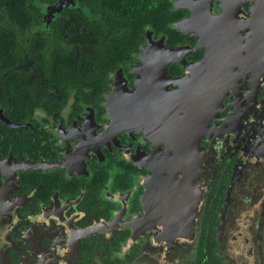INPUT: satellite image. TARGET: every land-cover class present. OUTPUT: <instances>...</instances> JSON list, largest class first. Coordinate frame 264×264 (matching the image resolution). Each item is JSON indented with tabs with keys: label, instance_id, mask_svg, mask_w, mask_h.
I'll use <instances>...</instances> for the list:
<instances>
[{
	"label": "flooded vegetation",
	"instance_id": "flooded-vegetation-1",
	"mask_svg": "<svg viewBox=\"0 0 264 264\" xmlns=\"http://www.w3.org/2000/svg\"><path fill=\"white\" fill-rule=\"evenodd\" d=\"M59 1L42 9L38 31L56 20L70 23L69 35L84 27L80 15L63 14L81 10L83 0L50 11ZM167 1L177 37L148 27L152 46L144 40L104 82H78L77 65L28 56L0 65V264H206L211 231L215 264H238L219 254L216 231L233 172L244 155L253 158L264 133V44L261 56L253 53L254 2ZM167 48L178 50L169 57ZM227 51L228 89L202 122L194 144L200 152L195 160L175 158L181 150L173 130L201 86L180 95L179 80L192 78L199 64L206 69L194 76L205 81L212 60L221 65ZM180 100L182 110L173 106ZM131 103L135 123L126 119L136 116ZM240 177V191L261 187L264 198V175ZM252 203L264 212V201ZM262 215L250 225L246 254L238 252L244 264H264Z\"/></svg>",
	"mask_w": 264,
	"mask_h": 264
},
{
	"label": "trees",
	"instance_id": "trees-1",
	"mask_svg": "<svg viewBox=\"0 0 264 264\" xmlns=\"http://www.w3.org/2000/svg\"><path fill=\"white\" fill-rule=\"evenodd\" d=\"M56 1L0 0V65L25 62L28 56L36 64L77 65L78 82L90 78L104 82V73L126 63L142 45L148 27L165 31L170 38L178 35L170 26L175 18L167 0H83L81 10L70 7L63 13L80 15L83 28L69 35L67 31L73 29L70 23L65 26L56 20L46 32L38 31L42 9ZM85 9L92 12L91 17L86 16ZM206 240V264H215L212 231Z\"/></svg>",
	"mask_w": 264,
	"mask_h": 264
},
{
	"label": "water",
	"instance_id": "water-1",
	"mask_svg": "<svg viewBox=\"0 0 264 264\" xmlns=\"http://www.w3.org/2000/svg\"><path fill=\"white\" fill-rule=\"evenodd\" d=\"M254 2L252 7V17L250 19V24L254 25V44H253V53L261 56L259 53L263 48L264 44V0H252ZM73 3V2H65V0H60L54 6L50 7V11L60 10L62 7ZM209 40V39H207ZM214 41V38H213ZM146 44L145 47H151L152 44V36L151 32L147 34V38L145 40ZM163 46L164 40L159 41ZM239 43V42H238ZM213 46H219L218 43L213 42ZM223 47V46H222ZM226 47H229L226 45ZM239 48V46H238ZM237 48V54H233V58L236 55H240V51ZM178 48H167L165 51L169 54V57H173ZM230 51L222 53L223 60L220 62H214L212 60V65L209 69V73L206 74L207 70L204 72L205 74V81L204 77H196L194 76L195 73H198V68H203L204 66H200L199 64L195 65L193 68V76L192 78H183L179 80V89L178 93L180 95L186 94L187 86L194 85L196 87V83H201L199 87V94L197 97L192 101L194 106L191 108V111L188 112L186 116L178 120L176 124H178V130H173L171 140L174 144H178L180 151V155L175 156V158H188L195 160V156L198 155L200 149H197L195 146V139L200 132V128L202 126L203 120H206L208 117L209 112H216L218 104L223 100L219 98L222 97L223 93L228 89V81L226 79H230L232 71L229 65L231 61L224 59L225 55H230ZM234 62V59H233ZM211 63V62H210ZM204 81V82H203ZM216 97V98H215ZM185 104V101H174V103L180 107L182 104ZM133 105L132 110L136 113L135 117H127V120H134L138 121L137 112L135 109V104ZM175 108V107H174ZM176 109L174 110V112ZM172 111L168 114L171 115ZM115 125H118L119 118L115 116ZM209 120V119H208ZM120 123V122H119ZM135 123V122H134ZM262 143H258L255 150L252 151L253 158H249L247 155H244L242 159L238 162L236 170L233 172V175L236 176L234 180H232L231 185L229 186L226 192V203L223 206L220 212L221 223L217 227L216 231V239L218 241L219 247L218 252L222 256L226 257L228 260L235 258L238 264L242 263V257L238 256V252L241 251L246 254V249L249 246L247 243L248 237H250L251 228L253 225L257 224V221H262L263 215L261 217H255L253 211H255V206L252 203L253 201H264L262 196H259L260 193L258 189L254 188L253 193L249 192L247 188H243L241 191L237 188L239 184H245L246 181L240 177L248 175L249 173L252 175H264V133L263 139L261 140ZM189 143V147L188 144ZM194 145V146H193ZM193 146V147H192ZM206 152V151H205ZM201 156V155H200ZM179 158V159H180ZM251 159L254 162H251ZM181 166V165H180ZM245 186V185H244ZM251 194L249 195L248 192ZM261 213H264L263 210ZM252 225V226H250ZM190 234V248L193 244V240L195 237V226H193L189 230ZM183 253L184 250L182 249ZM181 251V252H182ZM246 261V260H245Z\"/></svg>",
	"mask_w": 264,
	"mask_h": 264
},
{
	"label": "rangeland",
	"instance_id": "rangeland-1",
	"mask_svg": "<svg viewBox=\"0 0 264 264\" xmlns=\"http://www.w3.org/2000/svg\"><path fill=\"white\" fill-rule=\"evenodd\" d=\"M262 206V205H261ZM264 206V205H263ZM263 209H261V211H262ZM261 211H259V209H255V211H253V214H254V216L255 217H261ZM251 235H253V232H251ZM248 243H251V241L249 240V242Z\"/></svg>",
	"mask_w": 264,
	"mask_h": 264
}]
</instances>
